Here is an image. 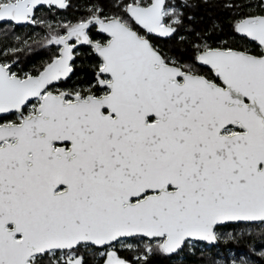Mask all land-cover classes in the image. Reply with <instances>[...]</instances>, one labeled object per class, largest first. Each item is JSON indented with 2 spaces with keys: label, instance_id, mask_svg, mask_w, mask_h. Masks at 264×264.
Listing matches in <instances>:
<instances>
[{
  "label": "snow or ice",
  "instance_id": "snow-or-ice-1",
  "mask_svg": "<svg viewBox=\"0 0 264 264\" xmlns=\"http://www.w3.org/2000/svg\"><path fill=\"white\" fill-rule=\"evenodd\" d=\"M45 5L69 6L0 0V25H42ZM111 5L49 24L35 74L0 61V264H148L252 236L227 223L264 228V0L225 3L228 37L178 55L153 38L177 35L188 0ZM80 56L90 78L67 86Z\"/></svg>",
  "mask_w": 264,
  "mask_h": 264
},
{
  "label": "trees",
  "instance_id": "trees-1",
  "mask_svg": "<svg viewBox=\"0 0 264 264\" xmlns=\"http://www.w3.org/2000/svg\"><path fill=\"white\" fill-rule=\"evenodd\" d=\"M68 7L62 13H39L37 18L44 20L42 25L30 27L26 25H0V61L14 62L13 68L18 72H30L35 74L41 66L54 54L45 43L50 34L48 25L57 29L64 22L75 23L87 15V10L92 5L104 8L105 12L111 10V0H67ZM173 3H182L183 0H172ZM230 0H188L189 7L182 9L185 16L184 27L180 29L173 38H153V44L162 53L178 55L184 51L188 42L196 40V34L208 35L213 28L216 35L212 36L210 42L215 43L221 36L228 37L231 24L234 22L232 14L223 7ZM187 17H191L189 20ZM48 18V22L45 19ZM222 29V30H221ZM183 36L184 42L179 39ZM26 42V43H25ZM18 49V50H16ZM16 50V51H14ZM83 61V66L81 65ZM92 62V58L80 56L77 58L76 74L68 81L67 86L73 83H82L90 78L86 65ZM236 225V224H235ZM234 224L224 225V228H232ZM251 227L250 238H237L227 243L221 241L214 246L194 244V247L185 248L179 254H156L150 256L148 264H232L233 256L244 254L247 264H264V240L260 239L264 228ZM246 232H241L243 234ZM144 245L136 247L135 253L127 252L118 248L122 256L134 259V255H143ZM231 253V256H230ZM233 253V254H232ZM238 264V263H237Z\"/></svg>",
  "mask_w": 264,
  "mask_h": 264
},
{
  "label": "rangeland",
  "instance_id": "rangeland-1",
  "mask_svg": "<svg viewBox=\"0 0 264 264\" xmlns=\"http://www.w3.org/2000/svg\"><path fill=\"white\" fill-rule=\"evenodd\" d=\"M45 43L47 44V41ZM21 74H23V72ZM250 229H251V227L249 225H246V224H236L232 228H224V229L219 230V231L221 233H224V232H232V233L246 232V233H249ZM141 245H144V244L143 243H137L135 245V248L138 247V246H141ZM230 256H231V253H230ZM233 260H235L238 264H247L246 263L247 257H246V255H244L242 253L233 256Z\"/></svg>",
  "mask_w": 264,
  "mask_h": 264
},
{
  "label": "flooded vegetation",
  "instance_id": "flooded-vegetation-1",
  "mask_svg": "<svg viewBox=\"0 0 264 264\" xmlns=\"http://www.w3.org/2000/svg\"><path fill=\"white\" fill-rule=\"evenodd\" d=\"M65 9H59V8H55V7H53L51 10H49L48 9V6L47 5H45L42 9H41V11L39 12V13H62V11H64ZM39 13H37V15L39 14ZM42 21H44V20H42ZM45 22L47 23L48 22V18H46L45 19ZM13 25H15L14 23H13ZM26 25H21V27H25ZM28 26H30V25H28ZM30 27H34V26H30ZM95 35V34H94Z\"/></svg>",
  "mask_w": 264,
  "mask_h": 264
},
{
  "label": "water",
  "instance_id": "water-1",
  "mask_svg": "<svg viewBox=\"0 0 264 264\" xmlns=\"http://www.w3.org/2000/svg\"><path fill=\"white\" fill-rule=\"evenodd\" d=\"M230 224H236V223H227V224H225V225H230ZM195 243H197V244H203V245H205V246H214V245H208L206 242H195ZM216 245V244H215Z\"/></svg>",
  "mask_w": 264,
  "mask_h": 264
}]
</instances>
